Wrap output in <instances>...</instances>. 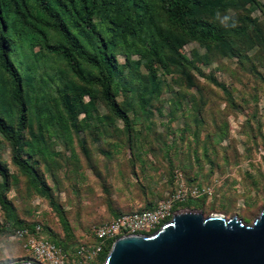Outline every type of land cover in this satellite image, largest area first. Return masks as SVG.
<instances>
[{
  "label": "rangeland",
  "instance_id": "rangeland-1",
  "mask_svg": "<svg viewBox=\"0 0 264 264\" xmlns=\"http://www.w3.org/2000/svg\"><path fill=\"white\" fill-rule=\"evenodd\" d=\"M204 12L208 20L228 29L232 40L226 45L187 43L182 52L195 65L156 69L159 86L146 109L135 93L128 99L118 93L130 129L111 113L99 87L90 116L82 112L77 126L69 130L53 118L52 137L39 126V113L30 111L25 143L44 133L48 155L29 157L26 147L20 155L38 172L39 186L14 162L17 150L0 133V161L8 174L7 190L0 174V194L14 214L12 218L0 203V264H39L26 240L16 237L15 230L23 226L38 238L57 243L74 264L82 246L96 244V227L119 214L155 209L180 189L186 197L175 212L190 204L205 217H238L246 225L260 216L264 0L256 4L227 0ZM39 50L37 46L35 52ZM122 51L121 47L117 51L118 65L126 62ZM25 53L15 57L21 72L49 80V75L66 69V77L83 86L60 61L43 58L37 71L29 70L32 59ZM125 74L138 89L152 84L144 65H132ZM65 80L52 84L65 86ZM51 92L59 100L57 91ZM84 101H90L88 95ZM50 111L56 114L52 106ZM101 263L97 256L89 264Z\"/></svg>",
  "mask_w": 264,
  "mask_h": 264
},
{
  "label": "trees",
  "instance_id": "trees-1",
  "mask_svg": "<svg viewBox=\"0 0 264 264\" xmlns=\"http://www.w3.org/2000/svg\"><path fill=\"white\" fill-rule=\"evenodd\" d=\"M225 1L0 0V133L17 150L14 162L39 186L38 172L20 155L25 147L28 148L29 157L48 155L43 142L44 133L25 143L32 121L30 111L39 113V126L46 127L48 132L45 133L52 137L50 129L53 118L69 130L77 126L79 114L83 112L90 116L97 87L111 113L130 129L128 111L118 102L117 94L121 92L128 99L130 94L135 93L142 108L146 109L151 95L159 86L156 69L195 65L182 52L187 43L228 44L232 40L228 29L204 16L205 10L217 8ZM243 1L257 3V0ZM37 46L40 50L35 52ZM120 47L126 56L124 65L117 64ZM21 53L32 59L29 70L37 71L38 61L43 58L63 62L83 86L67 78L66 69H60L59 74L49 75V80L36 78L29 71L21 72L15 60ZM133 56H138V59L132 60ZM132 65H144L152 84L138 89L135 83L126 78L125 69ZM63 78H66L65 86L60 84L54 88L52 82ZM54 89L60 101L50 93ZM87 95L90 98L88 103L84 101ZM50 106L56 109V114L50 111ZM85 121L78 124L82 125ZM0 174L6 179L4 185L7 190L8 174L1 161ZM0 203L14 218L3 199V193L0 194ZM183 205L191 208L190 204ZM152 209L123 213L116 217ZM115 241L108 243L100 254L101 264L105 263ZM55 245L59 247L57 243Z\"/></svg>",
  "mask_w": 264,
  "mask_h": 264
},
{
  "label": "water",
  "instance_id": "water-1",
  "mask_svg": "<svg viewBox=\"0 0 264 264\" xmlns=\"http://www.w3.org/2000/svg\"><path fill=\"white\" fill-rule=\"evenodd\" d=\"M104 264H264V210L252 225L179 210L153 234L118 238Z\"/></svg>",
  "mask_w": 264,
  "mask_h": 264
},
{
  "label": "built area",
  "instance_id": "built-area-1",
  "mask_svg": "<svg viewBox=\"0 0 264 264\" xmlns=\"http://www.w3.org/2000/svg\"><path fill=\"white\" fill-rule=\"evenodd\" d=\"M185 191L180 189L174 196L160 203L157 208L138 213L124 214L94 229L96 244L82 246L78 251V260L74 264H89L100 256L111 241L127 235H150L170 222L178 204L185 201ZM37 234L41 228L36 227ZM16 237L26 240V246L34 254L39 264H73L57 245L38 238L28 228L16 231Z\"/></svg>",
  "mask_w": 264,
  "mask_h": 264
}]
</instances>
